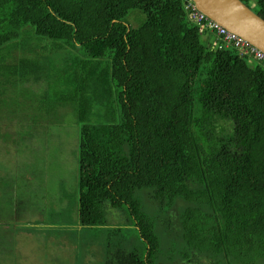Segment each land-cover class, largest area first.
<instances>
[{"label": "trees", "instance_id": "1", "mask_svg": "<svg viewBox=\"0 0 264 264\" xmlns=\"http://www.w3.org/2000/svg\"><path fill=\"white\" fill-rule=\"evenodd\" d=\"M186 1L0 0V150L72 111L92 264H264V68L213 48Z\"/></svg>", "mask_w": 264, "mask_h": 264}, {"label": "rangeland", "instance_id": "2", "mask_svg": "<svg viewBox=\"0 0 264 264\" xmlns=\"http://www.w3.org/2000/svg\"><path fill=\"white\" fill-rule=\"evenodd\" d=\"M141 20L140 17L134 26ZM63 117L62 125L58 122L42 132L44 139H13L7 140L9 146H1L0 174L4 178L0 183L4 186L0 190V264L100 261L95 256L101 253L106 232L72 227L78 194L79 128L72 111L64 110L63 116L55 118ZM1 132L5 131L0 129ZM53 210L61 217L50 216ZM116 213H110L108 222L122 224L124 218ZM35 220L39 223L28 228V222Z\"/></svg>", "mask_w": 264, "mask_h": 264}, {"label": "water", "instance_id": "3", "mask_svg": "<svg viewBox=\"0 0 264 264\" xmlns=\"http://www.w3.org/2000/svg\"><path fill=\"white\" fill-rule=\"evenodd\" d=\"M217 24L264 52V20L240 0H192Z\"/></svg>", "mask_w": 264, "mask_h": 264}, {"label": "built area", "instance_id": "4", "mask_svg": "<svg viewBox=\"0 0 264 264\" xmlns=\"http://www.w3.org/2000/svg\"><path fill=\"white\" fill-rule=\"evenodd\" d=\"M184 10L188 14V19L197 26L201 35L211 36L213 48L234 49L239 56L246 57L253 63L259 64L264 68L263 51L211 20L197 9L192 0L185 2Z\"/></svg>", "mask_w": 264, "mask_h": 264}, {"label": "crops", "instance_id": "5", "mask_svg": "<svg viewBox=\"0 0 264 264\" xmlns=\"http://www.w3.org/2000/svg\"><path fill=\"white\" fill-rule=\"evenodd\" d=\"M30 85H31V83H30ZM20 99L19 100L21 102V106L19 107L18 110H16L15 122L16 123H26L27 124V123L35 121L34 117L37 115V114L35 115V111L33 109V106L37 105V103H34L35 100L33 98H32L33 101H31L30 99L26 100L23 97H21ZM30 107H32V108H30ZM37 122H40L43 125L44 124H46V125H44L45 127L43 129L39 128L38 130H36L35 135L33 134L32 136H29L27 139H42V138L44 139V136L42 135L43 134L42 132L49 131L47 129V124L49 126H51L50 124H55L56 120L53 117V114H51V115L50 114H44L43 118L39 117V119H37ZM1 178L3 179L4 177L1 176Z\"/></svg>", "mask_w": 264, "mask_h": 264}]
</instances>
